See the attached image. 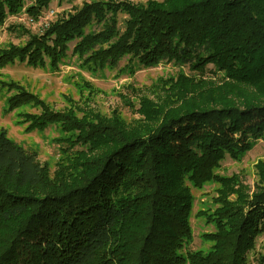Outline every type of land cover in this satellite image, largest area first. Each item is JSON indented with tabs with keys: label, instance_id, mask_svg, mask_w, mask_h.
<instances>
[{
	"label": "trees",
	"instance_id": "16d2710c",
	"mask_svg": "<svg viewBox=\"0 0 264 264\" xmlns=\"http://www.w3.org/2000/svg\"><path fill=\"white\" fill-rule=\"evenodd\" d=\"M53 1L35 0L31 15ZM21 3L0 0V19ZM50 25L0 62L29 57L34 66L46 54L56 67L74 43L92 72L123 60L181 71L135 91L138 107L125 99L139 115L131 122L117 110L54 112L16 87L11 108L36 101L42 113L30 117L31 128L55 125L61 156L54 168L42 165L37 151L0 129V264H251L245 253L264 226V161L252 194L215 169L264 135V0L84 3ZM214 180L221 208L204 215L217 223L206 237L213 245L187 252L188 185Z\"/></svg>",
	"mask_w": 264,
	"mask_h": 264
},
{
	"label": "rangeland",
	"instance_id": "374dc122",
	"mask_svg": "<svg viewBox=\"0 0 264 264\" xmlns=\"http://www.w3.org/2000/svg\"><path fill=\"white\" fill-rule=\"evenodd\" d=\"M21 1L15 12L5 7L0 19L2 54L11 50H26L34 39L46 34L50 24L73 13L74 9L81 8L84 3L127 1L146 5L150 1L161 3L164 0H55L35 17L30 10L36 7L35 0ZM124 18L125 15L119 14L120 21ZM73 49L74 43L69 44L67 55L58 59L56 67H52L46 54H40L44 56V60L34 66L26 62L29 57H25L24 61L17 59L15 62H0V129L5 130L11 140L37 151L40 163L50 168L55 167L61 156L60 145L57 143L61 136L60 130L55 125L32 129L30 117L40 116L42 107L35 101L11 108L16 98V87L33 95L54 112L65 113L77 106L93 110L94 115L111 117L113 111L117 110L125 120L131 122L139 115L127 105L126 100H131L138 107L137 99L134 98L136 95L147 93L160 79L176 76L181 71L172 64L165 63L152 68L130 67L123 60L115 69L92 72L82 67L78 58L73 55ZM183 72L191 74L187 67L183 68ZM78 115L81 116L80 113ZM238 157L227 155L215 169V174L222 178L237 176L239 182L252 194L259 181L257 164L264 161V135ZM188 187L194 199L189 217L191 238L184 244V249L187 252L206 253L213 245L206 237L215 233L218 227L215 217L204 215L213 216L221 208L216 202L220 184L214 180L201 187H195L191 183ZM234 199L231 197L229 200ZM261 229L252 248L245 253L251 264H264V226Z\"/></svg>",
	"mask_w": 264,
	"mask_h": 264
}]
</instances>
